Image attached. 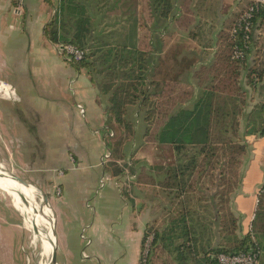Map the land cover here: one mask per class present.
I'll return each mask as SVG.
<instances>
[{"label": "trees", "instance_id": "obj_1", "mask_svg": "<svg viewBox=\"0 0 264 264\" xmlns=\"http://www.w3.org/2000/svg\"><path fill=\"white\" fill-rule=\"evenodd\" d=\"M121 2L122 16L128 18L126 26L138 34L136 42L129 43L130 39L119 36L120 32L104 37L96 34L95 23L80 0L60 1L59 12L47 25L45 36L54 44H70L86 51L85 57L73 64L78 70H86L91 81L109 98L107 171L114 178L124 176L125 168L129 167V162L120 164L127 157L126 140L136 136L140 123L144 126L142 142L130 156L129 169L139 179L147 178L164 191L167 212L163 226L147 228L141 255L149 237H153L149 264H152L153 253L161 247L176 257L177 264H218L217 256L221 253L257 250L263 254L264 185L246 235L240 237L238 220L232 213H224L228 196L237 188V181L227 175L237 176L236 168L247 152L246 143L240 141L241 117L249 105L243 72L254 36L251 35L247 50L242 32L238 31L231 39L228 37L213 67L207 65L189 73L187 86L190 89L185 90L184 96L176 94L166 98L165 88L170 84L155 76L153 56H156V46L162 52V21L174 12V0H147L155 23L153 44L149 43L151 49L148 50L142 48L143 40L139 36L141 10L137 8L142 1ZM258 17L264 19V8L255 15L254 26ZM236 47L244 50L245 58H234ZM248 71L247 86L252 95L260 93V100L246 116L243 135L264 138V98L261 99L264 85H258L257 81L264 79V61ZM120 129L126 131L125 137L117 136ZM112 131L114 138H111ZM146 143L170 146L174 161L148 165L136 159L137 151ZM147 173H150L149 178ZM157 176L164 179L157 181Z\"/></svg>", "mask_w": 264, "mask_h": 264}, {"label": "crops", "instance_id": "obj_2", "mask_svg": "<svg viewBox=\"0 0 264 264\" xmlns=\"http://www.w3.org/2000/svg\"><path fill=\"white\" fill-rule=\"evenodd\" d=\"M60 1L25 0L22 12L18 14L15 10V13L24 16L25 19L22 31H19L22 34L20 39H18L14 27L0 24V81L12 86L16 92V98L9 106L7 115L10 122L13 120L12 125H8L9 131L47 136V149L61 150L59 154H62L63 160L60 165L67 169V173L61 176V186L64 187L66 186L64 180L70 172L75 174L76 171L82 169L91 172L92 169L99 168L104 173L107 171L109 160H106L105 157L108 154L106 137L110 130L108 121L110 102L109 98L101 93L99 86L91 81L87 71L78 70L61 54L60 45L52 43L45 36L47 25L52 23L59 12ZM80 1L87 6L94 23L96 17L100 15H102L101 21H106V18L108 19L107 11L111 10L112 14L117 12L115 9L119 10L118 15L109 18V20L113 23L117 22V27H120L121 31L119 36L128 37L129 43L136 42L138 34L134 31L132 33L130 26H126L128 18L122 16L121 0ZM178 1L179 5L175 2L174 14L179 11L187 12L188 18L193 23L190 28L194 34L192 37L190 35L188 37L194 44L192 53L199 60L194 69L198 70L207 65L213 67L224 48V40L228 37L231 39V29L248 6L249 1ZM14 2L15 0H11V5L16 8ZM182 2L187 6L180 5ZM3 9L0 8V10ZM151 22H153L152 18ZM170 25V18L162 21V53H164L166 39H169ZM113 26L109 29H113ZM210 27L211 29L207 30ZM105 31L107 30H101L96 34L104 37ZM153 37L154 33L151 30L148 39L150 44H153ZM207 37L211 41L210 45L197 42L198 39L205 40ZM257 45H263L260 46V50L264 55V19L261 17L257 18L254 26V42L248 54L247 67L243 72V81L249 97L252 92L247 86L246 76L249 73L248 69L256 68L254 61L257 60V57H253ZM207 53L210 54L209 60L202 57ZM261 58L264 61V56ZM257 81L258 85H264V79H257ZM256 96L257 99L254 100L253 106L260 100L258 98L260 93L254 95L253 99ZM263 98L264 94L261 99L263 100ZM22 103L23 105H21ZM77 105H82L85 108L84 118L77 109ZM111 133V136L115 135L113 131ZM248 137H258L264 141V138L256 135ZM53 142L55 144L64 143V145L53 147L50 145ZM145 145V147L148 146V144ZM152 146V155L153 149L170 147L158 146L155 143H152ZM142 150L143 147L137 151L135 158L146 157V160L149 161L150 159ZM107 172L108 177L114 178L109 171ZM155 179L159 181L156 177ZM256 181L260 182L261 180L258 178ZM139 183L138 185L143 186L141 189L138 188V185L134 191L130 192L120 189L119 196L123 206L115 209L121 213L122 219L120 220L119 218L113 219L112 216L115 213H112V209L101 206L99 199L95 200L94 208L89 207L87 203L91 194L90 182L86 180L84 183H80L79 181L77 191L73 192L79 202L77 204L74 201L70 206H66L59 227V235L65 250L64 264H74L77 255H82L83 258V254L87 253L98 260L99 264H140L145 232L147 228L154 225H164L163 219L167 212V207L164 206L167 200L164 199L165 194L160 187V190H151L145 188L147 185L145 182L141 184L140 181ZM249 202L247 197L241 204L248 206ZM97 207H100L101 210H97ZM103 211L107 213L104 214ZM253 217L248 230L251 229ZM49 224L53 253L56 240L50 220ZM83 242L87 243L85 248H83ZM175 260L176 257L162 247L152 256V264H177Z\"/></svg>", "mask_w": 264, "mask_h": 264}, {"label": "rangeland", "instance_id": "obj_3", "mask_svg": "<svg viewBox=\"0 0 264 264\" xmlns=\"http://www.w3.org/2000/svg\"><path fill=\"white\" fill-rule=\"evenodd\" d=\"M141 1V6L137 8L139 12L141 10V30L139 36L143 40L142 48L148 50L151 49L148 39L151 30L155 27V23L154 21L151 22V16L148 14L147 0ZM175 2L177 4L179 3L178 0H174V5ZM180 5L187 6L184 2ZM0 8H4L0 10V24H6L11 28L14 27L18 39L22 38V34L19 31H22L25 21L24 16L15 13L16 8L11 5V0H0ZM115 10L117 12L112 14L111 10L107 11L108 19L106 18L104 22L101 21L102 15L96 17V33L105 29L107 30L105 31V35L115 34L117 31L121 32L119 30L120 27H117V24L109 20V18L111 19L118 15L119 10ZM170 20L169 39H166V43L164 44V53L160 52L159 47L156 46V56H153L155 76L158 79L167 80L170 84L168 88H165L164 96L166 98L168 95L175 96L177 94L181 95V97L185 95V90L189 88L187 85L190 83L187 80V76L196 68V64L199 61L196 55L192 53L194 44L188 37V35L192 37L194 31L190 28V26H193V23L188 18L187 12L179 11L175 12V14L173 12ZM110 25H114L113 29H109L112 27ZM151 26L153 28L150 29ZM210 29L211 27L207 30ZM197 42H201L202 44L206 43L207 45L211 44L208 37L205 40L198 39ZM260 46L257 45L255 47L253 57H257V60L254 61L256 68L262 60L261 57L264 56L260 50ZM202 57L205 60H209L210 54L207 53L202 55ZM191 79L193 80L194 78ZM253 96L251 95L249 97V105L245 108V114L242 116L241 121L243 124L240 141L246 143L247 152L242 155L241 163L236 168L237 176L232 177L230 174L227 175V177L234 178V181H237V188L235 187L231 196H228L229 202L224 204V208L227 209L224 213H232L233 218L238 220L239 229L237 230V234L240 237H243L249 232L250 220L254 215L257 204V195L262 185H264V141L258 137H246L243 135L246 116L251 111L254 100L257 99V96L252 99ZM12 101L11 99L5 100L2 96L0 97V166H4L7 169V171L5 170L7 174L21 181L26 189L33 193L27 201L25 200L23 205H18L15 200L13 201L14 198L6 186L0 183V264H53L52 259L54 257L56 264H64L63 257L65 250L59 235V227L64 217L63 213L66 206H70L74 201L77 204L79 202L76 196L74 197L73 195V192L77 191L79 181L80 183H84L86 180L90 182L89 188H91V194L87 203L89 207L94 208L96 206L94 204L95 200L99 199L101 206L112 209V213H115L112 218H119L120 220L122 219L121 213H118L115 209L122 208L123 206L119 194H121L120 189L123 190L124 186L118 187L115 184L117 181L116 178L108 177V172H102L101 168L92 169L91 172L83 169L76 171L75 174L74 172H70L64 180L66 186H61V176L67 173V169L60 165V162L63 160L62 154H59L61 150L53 148L51 151V149H47V136L33 133L22 134L10 132L8 125H12L13 120L10 122L7 115ZM134 113V116H136L137 113ZM138 126L139 131H136V136L130 140H126L125 154L127 157L124 161L121 160L120 163H124L125 161L130 162L132 152L138 149L142 142L144 126L142 123ZM125 135L127 133L124 130L120 129L117 132V136L125 137ZM111 138H114V135ZM146 144L148 146L145 147L146 145L144 144L142 146V152L150 160L147 161L146 157L138 160L148 165H164L174 161V153L171 147L158 150L153 149L152 155V143ZM50 145L57 147L64 145V143L55 144L53 142ZM50 156H52V159H50ZM149 175L150 173H147L148 178ZM103 176L105 177L103 178ZM249 176L250 178L248 179ZM258 178H260V182L256 181ZM146 179L142 178L138 180L137 184L132 187V190L134 191L136 189L140 181L142 182L141 184L144 182L147 184L145 188L160 190L159 187L154 186ZM157 179L161 180L164 177L157 176ZM119 182L121 183L120 180ZM208 186L212 187L211 182H208ZM141 187L143 186L138 185L139 189ZM126 188L129 189L127 186ZM60 189L61 195L58 196L57 193ZM247 197L250 200L248 206L244 204L242 206L241 203ZM31 206L34 207V210L30 208ZM97 210H101L100 207H97ZM103 212L104 214L107 213L106 211ZM47 220L52 221L53 233L56 240L55 248L53 253L49 254L50 256L45 252V243L46 240L48 241L47 235L48 232L51 233V226L49 222L47 225ZM50 244L52 250V243ZM86 244L83 242V248L87 246ZM86 255L83 254V258L82 255H77L74 264H99L98 260L94 257H91L88 253ZM83 259L86 260L84 261ZM260 264H264V253L261 255Z\"/></svg>", "mask_w": 264, "mask_h": 264}, {"label": "built area", "instance_id": "obj_4", "mask_svg": "<svg viewBox=\"0 0 264 264\" xmlns=\"http://www.w3.org/2000/svg\"><path fill=\"white\" fill-rule=\"evenodd\" d=\"M249 4L246 7V9L240 14L238 19L236 20L235 24L233 25L231 29V36L236 35L238 31L242 32L244 34V49H249L250 46V39L251 35L254 36V25L253 20L256 14L259 13V11L264 8V0H248ZM16 12L20 14L23 10L25 0H16ZM60 52L61 54L70 62L75 63L78 61H81L85 55L86 51L74 46V45H60ZM234 58L235 59H243L245 58V52L243 49H239L238 47L234 50ZM0 84H3L7 87H9L11 94L9 95V99L15 100L16 98V92L14 88L8 84L3 83L0 81ZM77 109L79 110L81 116L84 118L86 115V110L82 105H77ZM110 155L107 154L106 160H109ZM128 166L131 167L132 163H128ZM125 168V175L118 178L116 181V185L118 187L124 186L123 191H131L132 187L137 184L138 182V175L133 174L130 172V169ZM121 181V183L119 182ZM123 184V185H122ZM126 186L129 188L127 189ZM122 190V189H121ZM58 196L61 195V189L58 191ZM83 238H85L83 236ZM89 242V241H88ZM152 242L153 237H149L146 240L145 246H144V252L141 255V264H149V256L152 249ZM90 243V242H89ZM87 256L86 254H84ZM261 252L257 250H252L250 252H242L237 254H225L221 253L217 256V263L218 264H260L261 261Z\"/></svg>", "mask_w": 264, "mask_h": 264}, {"label": "bare ground", "instance_id": "obj_5", "mask_svg": "<svg viewBox=\"0 0 264 264\" xmlns=\"http://www.w3.org/2000/svg\"><path fill=\"white\" fill-rule=\"evenodd\" d=\"M10 94H11V92H10L9 87H7L3 84H0V97L2 96V98H4L6 100L9 98ZM5 170L7 171V169L1 165L0 166V183L4 184L6 186V188L9 190L11 196L14 198L13 201L15 200V202L18 203V205H20V204L23 205L25 203V200L27 201V199H29V197L32 196L33 192H30L29 190H27L25 185L21 181H18L17 179H15L10 174H7L5 172ZM20 208H21V206H20ZM30 208H32L34 210L33 206H31ZM51 220H50V222L52 224ZM48 222H49V220H47V225H48ZM47 239H48V241L46 240V243H45V252H46V254L49 255L52 253L51 244H50L51 243V233L50 232H48Z\"/></svg>", "mask_w": 264, "mask_h": 264}, {"label": "water", "instance_id": "obj_6", "mask_svg": "<svg viewBox=\"0 0 264 264\" xmlns=\"http://www.w3.org/2000/svg\"><path fill=\"white\" fill-rule=\"evenodd\" d=\"M52 263H53V264H56L55 257H54V259H52Z\"/></svg>", "mask_w": 264, "mask_h": 264}]
</instances>
